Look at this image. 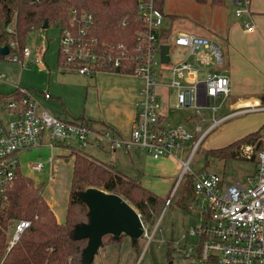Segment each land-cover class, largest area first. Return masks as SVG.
Returning <instances> with one entry per match:
<instances>
[{
    "label": "built area",
    "instance_id": "2783aa9c",
    "mask_svg": "<svg viewBox=\"0 0 264 264\" xmlns=\"http://www.w3.org/2000/svg\"><path fill=\"white\" fill-rule=\"evenodd\" d=\"M136 2L140 24L132 44L102 42L92 32V12L82 7L70 9L69 24L60 27L59 35L60 61L75 67L79 73L92 75L99 71H113L143 78L144 85L136 101L129 134L122 136L79 119L53 116L40 106L31 90L16 84L14 93L0 96V199L6 198V190L13 183L19 166L16 154L43 143L50 147L66 145L71 150H78L92 141L109 149L139 146L156 159L176 155L186 142L194 139L186 158H179L182 170L173 187L176 191L178 182L189 169L188 161L193 151L221 119L214 120L199 135L180 122L165 125L162 123L163 101L156 87L162 84L173 87V105L177 108L193 106L198 109L210 105V99H213L215 108L218 97L229 91L230 78L213 68L223 62V51L212 37L183 29L176 30L173 35L170 30L163 36L165 13L156 5V0ZM233 3L235 15L245 28H251V0H233ZM6 29L12 31L13 26L9 24ZM161 44L169 46L167 61L161 59ZM7 46L8 59L19 61L21 65L29 62L30 48L27 45L19 47L17 40L11 38ZM173 51L177 58L172 61ZM40 53L41 50L35 58L37 64L40 63ZM164 62H171L167 83L156 77L157 64ZM43 95L49 97L50 93L44 91ZM257 109H264V106H254L247 111ZM196 130L201 127L196 125ZM259 139L261 145L258 147ZM239 150L240 156L256 159L253 178L225 183L222 175L206 168L190 172L194 177V197L189 208L195 210L200 223L191 229L194 238L185 240L182 251L184 258L194 264H264V133L257 140L240 146ZM29 165L39 171L43 161L35 160ZM165 202L168 203L169 198ZM142 223L143 236L150 238L152 234L143 220ZM29 224V219H20L16 223L9 245Z\"/></svg>",
    "mask_w": 264,
    "mask_h": 264
},
{
    "label": "rangeland",
    "instance_id": "374dc122",
    "mask_svg": "<svg viewBox=\"0 0 264 264\" xmlns=\"http://www.w3.org/2000/svg\"><path fill=\"white\" fill-rule=\"evenodd\" d=\"M227 1L230 2V0ZM162 7L165 13L163 23L171 28L172 35L179 29L195 32L193 27L207 31L206 27L215 21L216 8L209 2L164 0ZM224 10L226 11V7L225 9L223 7ZM227 12L230 11L227 10ZM59 35L60 26L54 22H49L47 26H41L28 34L25 45L42 51L43 56H41L40 61H42L43 65L35 62L21 65L19 61L8 59L6 54L0 57V75L2 76V79H0V93L11 92L16 84H20L21 87L26 89H49L54 95L52 99H55L58 93H62L66 99L67 108L70 109L72 115L80 116L86 106L87 98L89 102L90 94L88 96V91L89 87L93 85L94 78L88 74L79 73L73 66L63 67L57 64ZM213 39L217 43H221L216 34H214ZM222 46L220 44L223 51ZM171 57L172 61L177 58L174 51L171 52ZM170 65L171 62L157 64L156 77L158 81L168 82ZM157 89L158 87H156L157 92L161 90V88ZM168 89V108L163 109V124L174 125L180 122L192 133L199 135L214 120L221 119L206 134L202 142L204 146L217 147L223 145L228 141V138L230 139L234 135L241 133L239 130L245 127L244 121L249 119L250 116L255 118L264 115L263 110L243 112L231 110L229 102L232 99V92L219 96L215 108H213V99H210V105L200 106L198 109L193 106L177 108L173 105L175 89L173 87ZM158 94L161 95L159 92ZM58 105L62 110V104L58 103ZM62 112L63 114L51 113L56 117L71 116L63 110ZM228 112L229 114L222 116ZM254 124H249L247 127ZM196 125H199L201 130H196ZM263 133L264 126L261 129V134ZM247 142L250 141L240 142L235 148L236 157L227 160L211 155L206 158L205 154L199 149L193 151L188 161L189 169L186 170V173L180 179L181 181L178 182L177 191L174 192L172 189L170 193L169 191L164 193L163 197L169 198V202H163L154 222L145 221L148 232L152 234L151 237L139 236L137 246L130 236L126 234L122 235L119 243L113 242L109 244L105 241L108 239H102L101 245L94 254V264H169L170 261L172 264H194V262L184 258L182 251L185 240L189 241L194 238V235L190 233L191 229L200 223L195 210L189 208L194 196V189L190 188L188 191H183V196L178 191L182 186H185L186 189L190 172L199 171L202 168L222 175L225 183L237 180L243 182L248 178H253L256 171V159L240 156L241 150H239V147L244 146ZM193 143L194 139L186 142L182 150L177 152V157L185 159ZM48 154L49 151L46 148L32 147L24 150L19 154L18 158L22 171L34 177L36 181L43 178V173L31 170L29 163L44 159ZM179 164V170L181 171L182 163L179 161ZM48 181L49 179L47 178V183Z\"/></svg>",
    "mask_w": 264,
    "mask_h": 264
},
{
    "label": "trees",
    "instance_id": "16d2710c",
    "mask_svg": "<svg viewBox=\"0 0 264 264\" xmlns=\"http://www.w3.org/2000/svg\"><path fill=\"white\" fill-rule=\"evenodd\" d=\"M195 1L213 5L225 3V0ZM155 3L162 9L164 0H156ZM73 7L86 8L92 12V32L102 42H134V33L140 24L136 0H0V47L7 45L11 38L17 40L19 47H23L28 34L41 27L45 21L47 25L54 22L60 27L69 24L70 9ZM9 24L13 26L12 31L6 29ZM169 33L170 29L166 28L161 35ZM4 55L0 52V57ZM11 93H0V96H9ZM76 119L91 124V120L82 115ZM263 126L222 146L205 147L202 139L197 149L206 158L211 155L231 159L236 157L235 148L240 142L260 137ZM260 145L259 139L256 146ZM71 154H74L72 176L62 222L56 220L40 187L19 166L16 168L13 183L6 190V198L0 199V264H94V259L90 262L82 259L86 239L73 235L75 226L88 220L87 206L78 195L88 186L119 193L140 212L143 221H155L166 198L149 190L138 178L125 175L109 162L89 156L79 149L72 150ZM188 175L186 189L182 186L178 191L182 196L183 191L194 189V177ZM20 219H29L30 224L9 245ZM123 234L117 238L106 234L102 239H108L105 241L109 244L119 243ZM134 244L137 246V240Z\"/></svg>",
    "mask_w": 264,
    "mask_h": 264
},
{
    "label": "crops",
    "instance_id": "0c3cea01",
    "mask_svg": "<svg viewBox=\"0 0 264 264\" xmlns=\"http://www.w3.org/2000/svg\"><path fill=\"white\" fill-rule=\"evenodd\" d=\"M214 7L216 8L215 21L206 27L207 31L197 27H193V30L198 34L212 38L216 34L221 46L223 45V62L213 66V68L230 78L228 92H232V99L229 102V108L233 111L243 112L242 110L247 111V109L254 106L262 107L264 106V0H251L253 24L251 28H245L242 20L235 15L233 0H230V2L225 0L224 4L214 5ZM223 7L224 9L226 7V11H223ZM227 10L230 12H227ZM163 26L164 29L169 28L171 30L164 23ZM38 53L39 50L30 48V55L27 58L29 62L27 63L35 62ZM42 54L40 53V57L43 56ZM39 64L43 65L42 61ZM57 64L69 67V65L63 64L60 59L58 61V58ZM90 76L94 78V82L89 87V102L87 98L86 106L81 115L85 119L91 120L92 125L99 129L108 128L119 135H128L136 111V101L144 85L143 78L133 74L113 71H99ZM157 87L158 89L161 88V92L157 90L161 94L164 109H167L168 88L171 86L162 84ZM14 89L15 86H13L12 93ZM29 90L37 96L40 106L49 113L63 114V110L71 116L59 118L76 119L79 117L72 115L70 109L67 108L66 99L62 93H58L55 99H52L54 95L49 89ZM44 91L49 92L50 96L45 97L43 95ZM58 103L62 104V110ZM257 110L264 111V109ZM227 114L229 112L222 116ZM252 117L250 116L249 119L244 121L245 127L239 130L241 133L230 139L228 138V141L223 145L264 124V115ZM249 124L254 125L247 127ZM36 147L48 149L49 154L44 159H38L43 161L41 170H34L30 165L29 167L35 172H42L46 177L43 176L37 181L34 177H30L34 180V184L40 187V192L54 212L56 220L62 222L65 218L68 203L74 154H71L70 147L61 144L50 147L43 143ZM123 148L109 149L92 141L87 146L79 148V150L103 162L111 163L125 175L138 178L145 187L161 197L168 191L170 193L180 175V160L177 155H165L155 159L139 146H132L129 149ZM21 152L23 151L16 154L17 158H19ZM19 167L21 169L20 164Z\"/></svg>",
    "mask_w": 264,
    "mask_h": 264
},
{
    "label": "water",
    "instance_id": "95a60500",
    "mask_svg": "<svg viewBox=\"0 0 264 264\" xmlns=\"http://www.w3.org/2000/svg\"><path fill=\"white\" fill-rule=\"evenodd\" d=\"M42 26H47L45 21ZM168 44H161V59L167 61ZM8 46L2 45L0 52L6 54ZM79 198L87 206L88 220L75 226L73 235L85 238L82 259L92 261L95 252L106 234L117 238L124 233L134 241L143 235L140 212L122 195L99 187L88 186L79 191ZM169 264H172L170 261Z\"/></svg>",
    "mask_w": 264,
    "mask_h": 264
}]
</instances>
